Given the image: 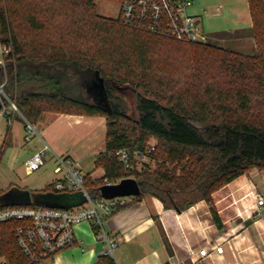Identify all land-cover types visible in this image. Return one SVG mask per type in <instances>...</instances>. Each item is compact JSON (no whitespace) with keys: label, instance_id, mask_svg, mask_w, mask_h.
Wrapping results in <instances>:
<instances>
[{"label":"trees","instance_id":"1","mask_svg":"<svg viewBox=\"0 0 264 264\" xmlns=\"http://www.w3.org/2000/svg\"><path fill=\"white\" fill-rule=\"evenodd\" d=\"M22 2H28L27 11L19 6ZM248 2L256 44L253 54L128 26L120 15H100L94 0H0V42L9 48L0 61V84L7 96H0V111L12 100L34 125L41 121L46 105L54 106V112L105 116L106 144L97 164L114 182L129 175L114 151L127 145L144 148L155 137V169L130 174L140 183L139 196L153 194L177 208L200 198L212 202V193L225 183L253 167L264 169V119L251 113L257 86L244 81L252 78L264 84V0ZM19 19L34 30L33 39L21 38ZM215 47L216 60H227L238 73L237 86H218L201 67L198 73L190 69L182 79L161 61L192 60L188 66L195 68L197 60H205L198 49ZM244 68L250 72L241 71ZM99 77L104 79L107 105L96 102L88 90ZM121 85L137 90L136 117L127 113L123 98L115 93ZM9 135L10 128L0 159ZM185 159L180 173L171 169ZM103 183L101 178L86 177L92 197L101 195ZM29 195L28 203L0 204V208H69L86 202L81 190L59 191L53 183ZM212 210L217 217L213 205ZM19 224L0 221V258L5 264H32L17 240ZM113 263L110 255H102L96 264Z\"/></svg>","mask_w":264,"mask_h":264},{"label":"crops","instance_id":"2","mask_svg":"<svg viewBox=\"0 0 264 264\" xmlns=\"http://www.w3.org/2000/svg\"><path fill=\"white\" fill-rule=\"evenodd\" d=\"M3 55L0 42V61ZM4 117L7 120L1 132L4 139L9 125L20 133L21 125L27 124L18 110L10 109L7 115H0V122ZM38 124L40 130L34 153L47 144L53 156L70 155L79 161L85 172L104 175L105 169L98 166L97 160L106 144L105 116L48 112ZM56 178L34 190L44 189ZM5 190L7 188L0 194ZM126 199L125 206L104 220L107 232L119 238L114 249L119 264H167L170 258L184 259L188 264H264L262 168L253 167L225 183L212 193V202L200 198L177 208L166 205L153 194L130 195ZM75 233V245L37 264H96L107 246L106 240L97 234L90 221L77 223ZM215 242L224 245L222 253L211 249ZM204 246L211 250L207 256L198 252Z\"/></svg>","mask_w":264,"mask_h":264},{"label":"built area","instance_id":"3","mask_svg":"<svg viewBox=\"0 0 264 264\" xmlns=\"http://www.w3.org/2000/svg\"><path fill=\"white\" fill-rule=\"evenodd\" d=\"M193 5L194 0H123L120 18L128 26L151 33L167 35L178 40L208 42L199 15L191 11ZM2 50L8 52L9 48L2 46ZM0 94L6 96L1 84ZM10 102L11 105L4 106L0 115H7L10 109L19 111L16 103L12 100ZM27 125L32 132L36 129V126L30 122H27ZM28 137L30 138L31 134ZM156 142L149 141L144 148L127 145L114 151L125 172L129 174L128 176H132L130 174L134 172L153 169L152 167L157 162L152 154ZM48 149L50 146L46 144L28 158L29 172L45 163L44 154ZM56 159L58 165L55 171L62 173L53 182L55 189L59 191L81 190L86 197V202L69 208L8 206L0 208V221L17 220L20 222L16 228L17 240L32 264L50 259L63 248L75 245L77 241L75 225L81 221H90L94 224L97 234L107 242L102 255H110L114 260L113 264H119L114 253L119 238L107 232L104 220L107 215L127 204V196L106 198L101 194L99 197H92L85 184L88 175L93 179L101 178L103 184L114 183V181L106 177L105 173L102 176H94L92 173L85 172L79 161L70 155H56ZM211 249L216 253H222L224 245L221 242H215L211 245ZM198 252L201 256H207L211 250L204 246ZM167 264L188 263L184 259L170 258Z\"/></svg>","mask_w":264,"mask_h":264},{"label":"rangeland","instance_id":"4","mask_svg":"<svg viewBox=\"0 0 264 264\" xmlns=\"http://www.w3.org/2000/svg\"><path fill=\"white\" fill-rule=\"evenodd\" d=\"M97 12L106 17L118 18L120 15L121 3L123 0H94ZM21 8L27 11L28 2L19 4ZM194 14L199 15L201 24L207 35L208 43L218 47L235 49L247 54H253L256 51V44L252 29V20L249 12L248 0H194V5L191 8ZM18 29L22 39L27 38L31 40L34 38V30L25 21H20ZM48 31V30H47ZM42 36L44 35L45 32ZM164 43V42H163ZM168 43V42H167ZM3 46V45H2ZM166 46L171 48V44ZM6 53V52H3ZM198 53L205 60H197V67L192 68L188 66L189 61L192 60H161L167 69L172 73H177L183 77L192 71H197L198 67L202 70L205 77L210 78L218 86L227 88L235 87L238 81L234 78L238 75L235 68L227 60H216L219 52L215 48L198 49ZM3 59V58H2ZM194 63V61H193ZM192 71H191V70ZM241 71L250 72L248 68ZM213 75V77L211 76ZM243 77V76H242ZM250 77V76H249ZM213 78V79H212ZM244 78V77H243ZM235 80V81H234ZM245 82L250 85L257 86L252 95V115L257 118L264 119V84L253 80L252 78H245ZM89 91L94 95V99L98 102L97 93L90 87ZM116 94H119L127 107V113L136 117V93L133 87L129 85H121L116 88ZM1 96V94H0ZM48 112H54V106L46 105ZM15 123L19 124L16 120ZM7 124L6 118H2L0 122V150L3 144L4 137L1 132L5 130ZM36 129L29 130L28 125L22 124L20 133L12 130L9 125L10 135L7 147L5 148L0 159V191L7 188L4 192L17 191V193H26L33 191L38 187L51 182L53 178L61 175L62 172H56L55 167L58 161L52 155V150L48 149L44 154L45 163L39 168L29 172L27 169V159L34 153V145L39 136V124L35 125ZM31 134L29 138L28 135ZM150 141H156L155 137H151ZM45 145V144H44ZM187 163L185 159L181 164H176V167L170 166L171 169H176L180 173L181 166ZM167 164V163H166ZM156 165L153 166V170ZM152 170V171H153ZM17 188V189H15ZM15 189V190H14ZM183 197L179 201H183ZM0 264H5L3 258H0Z\"/></svg>","mask_w":264,"mask_h":264},{"label":"water","instance_id":"5","mask_svg":"<svg viewBox=\"0 0 264 264\" xmlns=\"http://www.w3.org/2000/svg\"><path fill=\"white\" fill-rule=\"evenodd\" d=\"M92 88L97 94L96 97L101 102L106 103V94L104 91V79L99 77L98 81H95L91 84ZM17 189V188H15ZM14 189V190H15ZM100 191L102 196L106 198H112L116 196H130V195H139L141 193V186L139 181L134 176H128L122 178L118 182L114 183H105L100 186ZM30 201L29 191L26 193H17V191L3 192L0 194V204L6 203H28Z\"/></svg>","mask_w":264,"mask_h":264}]
</instances>
